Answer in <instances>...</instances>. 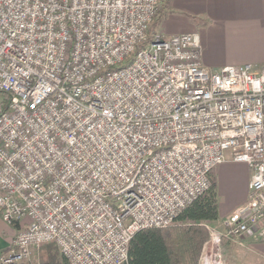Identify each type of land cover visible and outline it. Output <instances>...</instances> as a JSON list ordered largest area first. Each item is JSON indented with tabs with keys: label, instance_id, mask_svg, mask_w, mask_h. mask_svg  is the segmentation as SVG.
I'll return each mask as SVG.
<instances>
[{
	"label": "built area",
	"instance_id": "2783aa9c",
	"mask_svg": "<svg viewBox=\"0 0 264 264\" xmlns=\"http://www.w3.org/2000/svg\"><path fill=\"white\" fill-rule=\"evenodd\" d=\"M160 0H0V264L52 244L64 264H125L136 231L180 213L226 160L248 197L208 221L264 239V67L201 63L196 31H151Z\"/></svg>",
	"mask_w": 264,
	"mask_h": 264
},
{
	"label": "crops",
	"instance_id": "0c3cea01",
	"mask_svg": "<svg viewBox=\"0 0 264 264\" xmlns=\"http://www.w3.org/2000/svg\"><path fill=\"white\" fill-rule=\"evenodd\" d=\"M159 7L161 17L152 30L164 36L196 31L205 67H264V0H160ZM250 174L246 163L233 160L213 169L217 217L208 220L212 226L222 229L224 218L246 202ZM13 234L0 217V254L8 250ZM221 252L227 264H264V239L253 232L223 238Z\"/></svg>",
	"mask_w": 264,
	"mask_h": 264
},
{
	"label": "trees",
	"instance_id": "16d2710c",
	"mask_svg": "<svg viewBox=\"0 0 264 264\" xmlns=\"http://www.w3.org/2000/svg\"><path fill=\"white\" fill-rule=\"evenodd\" d=\"M161 17L158 8L153 24ZM217 217L213 182L209 191L194 200L179 215V220H189L164 228H148L135 232L129 245L125 264H200L203 246L208 239V229L203 221ZM25 264V263H19ZM36 264H54V257L40 259Z\"/></svg>",
	"mask_w": 264,
	"mask_h": 264
},
{
	"label": "rangeland",
	"instance_id": "374dc122",
	"mask_svg": "<svg viewBox=\"0 0 264 264\" xmlns=\"http://www.w3.org/2000/svg\"><path fill=\"white\" fill-rule=\"evenodd\" d=\"M155 25V24H153ZM151 31H152V27H151ZM188 223V222H187ZM180 224V223H177ZM176 225V224H173ZM171 225V226H173ZM221 244H222V240H221ZM221 244L217 250V256H215L216 259H218L220 261L221 264H227L226 260H224V255L221 252ZM210 251L208 249H203L202 253H201V257H200V264L201 260L203 261L205 257H209L210 256ZM49 255L54 257V264H64V260L62 258V256L60 255L59 251L56 249V247L52 244H44L40 247H38L37 249L32 250V253L30 255V257L28 259H26L23 263L25 264H36L40 259L44 258H48Z\"/></svg>",
	"mask_w": 264,
	"mask_h": 264
}]
</instances>
